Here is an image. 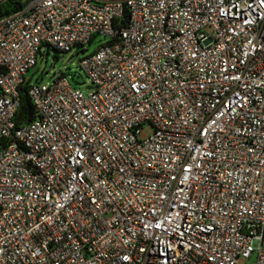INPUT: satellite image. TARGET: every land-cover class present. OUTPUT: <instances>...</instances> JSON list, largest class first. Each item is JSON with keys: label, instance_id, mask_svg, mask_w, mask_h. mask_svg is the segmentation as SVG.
Returning <instances> with one entry per match:
<instances>
[{"label": "built area", "instance_id": "obj_1", "mask_svg": "<svg viewBox=\"0 0 264 264\" xmlns=\"http://www.w3.org/2000/svg\"><path fill=\"white\" fill-rule=\"evenodd\" d=\"M0 70V264H264V0H30Z\"/></svg>", "mask_w": 264, "mask_h": 264}, {"label": "rangeland", "instance_id": "obj_2", "mask_svg": "<svg viewBox=\"0 0 264 264\" xmlns=\"http://www.w3.org/2000/svg\"><path fill=\"white\" fill-rule=\"evenodd\" d=\"M106 41L101 36H97L93 43L86 48V51L78 55H74V53H61L56 52L53 49H49L48 56L44 53V56H38L36 65L30 70L29 76H32L33 79L43 77L44 80H47L49 77L53 75V73H57L59 70H65L69 68V71H74L79 73V59H81L84 55H88L93 53L97 46ZM80 81L88 83L87 79L84 77L78 78ZM85 80V81H84ZM152 133V128L150 126H145L138 134V138L140 140H144L149 137Z\"/></svg>", "mask_w": 264, "mask_h": 264}, {"label": "trees", "instance_id": "obj_3", "mask_svg": "<svg viewBox=\"0 0 264 264\" xmlns=\"http://www.w3.org/2000/svg\"><path fill=\"white\" fill-rule=\"evenodd\" d=\"M29 1L30 0H13L0 4V19L23 9ZM114 23L116 26L125 27L128 23V11L125 9L122 17L120 19L115 20ZM79 53L80 52H76L74 53V55H78ZM66 71H68V74L71 76V83H73L74 85L79 86L85 83L78 79L79 77H84L86 79L85 75L82 73L80 68L79 73L69 71V68H67ZM27 87L28 84L25 83L22 87L19 88V105L14 116V122L17 128L21 127L25 123L32 121L36 117L34 106L27 93Z\"/></svg>", "mask_w": 264, "mask_h": 264}]
</instances>
